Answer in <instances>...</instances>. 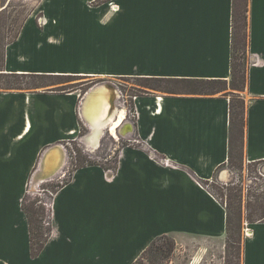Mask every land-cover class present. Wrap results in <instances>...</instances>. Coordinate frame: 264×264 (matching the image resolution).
I'll list each match as a JSON object with an SVG mask.
<instances>
[{"label": "crops", "instance_id": "obj_1", "mask_svg": "<svg viewBox=\"0 0 264 264\" xmlns=\"http://www.w3.org/2000/svg\"><path fill=\"white\" fill-rule=\"evenodd\" d=\"M95 1L41 0L5 44V72L104 81L85 93L0 91V264H134L163 234L177 256L192 251L187 264H205L208 247L189 246L227 239V212L203 180L229 162L230 95L136 94L133 115L115 80H230L233 0ZM248 22L244 163L264 161V0H249ZM92 96L113 121L126 112L115 134L104 118L95 126L85 116ZM104 133L131 141L117 150L118 167L70 169L50 201L52 235L33 258L22 208L33 176L61 142L81 139L89 154ZM245 224L241 264H264V222Z\"/></svg>", "mask_w": 264, "mask_h": 264}, {"label": "trees", "instance_id": "obj_2", "mask_svg": "<svg viewBox=\"0 0 264 264\" xmlns=\"http://www.w3.org/2000/svg\"><path fill=\"white\" fill-rule=\"evenodd\" d=\"M104 1V0H103ZM108 1V0H106ZM249 0H233V13H232V31H231V79L225 80L224 78H172V77H143L147 83L144 85L148 88L164 91L172 94H198V95H214L219 92H224V95H230V153L229 163L234 164L236 155L243 163L244 143L243 136H245V118H246V104L245 100L241 97L240 93L229 92L228 89L244 91L248 84V49H249ZM13 39H8L4 42L0 34V75L1 78L6 77L8 89L24 90L25 85H30L32 89H37L45 86H52L64 81L61 79H72L77 75L67 74H50V73H15L5 72L4 70V47L5 44L12 42ZM26 79H32V81H25ZM68 82V81H67ZM28 88V87H27ZM50 90V89H48ZM53 92H71L74 89L61 88L59 90L51 89ZM36 91V90H34ZM136 95V94H135ZM134 98V97H133ZM133 98L130 100V110L133 115L136 114ZM84 128L82 126V131ZM84 159L83 163L77 164L74 168L80 166H88L94 164H101L99 161L92 160L90 158L79 155L78 160ZM117 163L113 167L116 168ZM224 165H220L215 171L216 176L218 170ZM68 179L62 183H58L55 186V193L64 183H68ZM207 186L209 181H204ZM227 194L224 198L218 197L211 190L210 192L221 201L227 212V245H231L233 242H238V235H240L243 223L248 221L249 223L264 222V188L259 193H252L250 189L247 190V194L244 195L242 187L236 185L234 181H230L229 184L221 187ZM223 195V194H222ZM29 193H27L22 200V208L27 214L28 223L30 227V242H31V256L36 258L43 251L47 244L50 235H52V224L50 220V213L47 216L46 206L41 204L36 206V201L31 204L27 203ZM245 197V198H244ZM176 249V242L172 236L163 234L155 238L149 247L143 252V254L136 260L134 264H146L142 259H146L148 264H159L160 260H170L174 255Z\"/></svg>", "mask_w": 264, "mask_h": 264}, {"label": "rangeland", "instance_id": "obj_3", "mask_svg": "<svg viewBox=\"0 0 264 264\" xmlns=\"http://www.w3.org/2000/svg\"><path fill=\"white\" fill-rule=\"evenodd\" d=\"M109 1V0H108ZM41 0H2V11L0 12V34L4 39V42H7L8 39H13L15 36H18L19 29L21 25H23L26 18L38 8ZM106 3V0H96L94 4H102ZM39 16V15H38ZM1 73V72H0ZM32 81V79H26L25 81ZM58 84H54L52 86L48 85L45 87H40L37 89H32L30 85H25L24 90H48L52 91L59 90L61 88H71L77 90L78 92L85 93L88 91L93 85L103 82L104 80L99 76H85V75H77L72 79H61L59 81H64ZM6 82V77L1 78L0 75V91H8L11 89L7 88V85L4 84ZM116 88L118 92L123 96L128 104H130V100L137 95H143L145 93H168L164 91L154 90L144 86L147 81L143 78L137 76L131 77H122L115 80ZM28 87V88H27ZM73 90V91H74ZM228 89L229 92H237L241 94L240 90ZM53 92V91H52ZM221 93V92H219ZM87 129L80 134L84 136L86 134ZM82 138V137H81ZM131 141H127L125 139L119 140L117 136H112L111 134L104 133L101 138V142L99 143V147L94 150V152L89 153L85 151L88 148L85 142H81L79 140H70L63 141L65 157H66V165H63V168L66 169V174H62L61 176L55 175L53 178L49 180H36V176L34 175L30 182V193L27 199V203L31 204L36 201V206L44 204L47 210V216L50 213V201L53 197V191L55 190V186L58 183H62L64 180L68 179L70 169L72 170L77 164L83 163L84 159L81 161L78 160L79 155H83V157L90 158L92 160L99 161L106 167H113L116 164V156L117 150L121 144H127ZM236 155V160H234V164L227 163L218 170L216 176H214L208 183L207 188L211 190L218 197L225 198L227 192L221 187L229 184L230 181H234L237 186L242 187L244 195L247 194V190L250 189L251 192L259 193L264 188V161L260 162H250V163H242L238 159ZM69 169V170H68ZM66 175V177H65ZM223 194V195H222ZM245 198V197H244ZM243 227L241 229L240 235H238V242H233L231 245H227V242H220L219 239H196L190 242V249L195 248L198 244H202L208 247V253L204 259L205 264H241L242 258V245L243 240H245V227L246 221L244 219ZM192 251L187 250L185 252L179 253L176 255V249L174 255L170 260H160L159 264H187L189 261V256ZM143 262L148 264L146 259H142ZM172 261H174L172 263Z\"/></svg>", "mask_w": 264, "mask_h": 264}, {"label": "bare ground", "instance_id": "obj_4", "mask_svg": "<svg viewBox=\"0 0 264 264\" xmlns=\"http://www.w3.org/2000/svg\"><path fill=\"white\" fill-rule=\"evenodd\" d=\"M114 106H115V104H114ZM87 109H88V111L85 112V116L87 114V116L89 117L88 119L90 120V122L93 125L100 126L101 125L100 120L102 118H104L105 119L104 120V126L109 125V128L111 129L113 134H115L117 128L121 126V124L124 120V116L126 115V112L123 111L113 121V116L115 114L111 113L112 112L111 108H109V107L102 108V109L97 108L93 96L90 97V99L88 101V108ZM129 128H131V126H129ZM95 145H97V143H95ZM61 148L62 147H56V148L51 149L50 151L47 152V154H46L47 159H48V165H47V169H46L47 175L51 174L52 172L53 173L57 172L60 169L61 165H63L64 151Z\"/></svg>", "mask_w": 264, "mask_h": 264}, {"label": "water", "instance_id": "obj_5", "mask_svg": "<svg viewBox=\"0 0 264 264\" xmlns=\"http://www.w3.org/2000/svg\"><path fill=\"white\" fill-rule=\"evenodd\" d=\"M47 165H48V159L47 156L45 155L44 159V165H42L41 170L37 173L36 180L43 181L45 179H50L53 175H55L57 172H52L51 174L47 175ZM247 223V222H246ZM246 229V228H245Z\"/></svg>", "mask_w": 264, "mask_h": 264}, {"label": "built area", "instance_id": "obj_6", "mask_svg": "<svg viewBox=\"0 0 264 264\" xmlns=\"http://www.w3.org/2000/svg\"><path fill=\"white\" fill-rule=\"evenodd\" d=\"M132 113V112H131ZM133 114V113H132Z\"/></svg>", "mask_w": 264, "mask_h": 264}]
</instances>
